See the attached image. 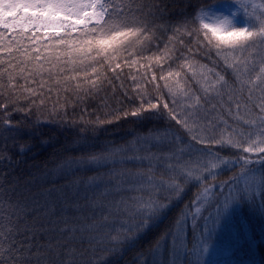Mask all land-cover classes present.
<instances>
[{
    "label": "snow or ice",
    "instance_id": "snow-or-ice-1",
    "mask_svg": "<svg viewBox=\"0 0 264 264\" xmlns=\"http://www.w3.org/2000/svg\"><path fill=\"white\" fill-rule=\"evenodd\" d=\"M165 15V0H0V110L7 113L12 106L31 114L32 108L48 105L50 115H59L67 104L65 93L83 100L97 95L105 80L112 83L105 67L113 73L122 64L149 71L157 67L159 77L155 72L150 77L147 72L132 77L140 103L130 114L151 118L154 113L163 115L162 107L168 119L191 137L181 145L182 137L166 129L137 142L95 151L96 145L85 139L80 145L82 155L65 159L58 169L116 163L117 154L129 149L132 154L120 155L119 163L136 167L110 170L107 180L100 175L88 177L83 204L79 181L72 182L76 191L71 196L61 193L54 199L53 189H47L28 197L16 191L17 181L9 184L7 174L0 173V264H107L110 255L134 246L191 185H199L195 198L157 238L152 251H161L171 237V264L185 260L206 264L207 225L192 249L181 240L189 215L195 219L205 205H215V216L209 213L206 219L218 224L234 205H255L258 193L259 209L264 211V0H213L171 27ZM158 30L172 34L159 55L143 57L148 64H141L137 53L160 39ZM198 57L207 58L212 66ZM177 59L178 67L199 85L200 94L185 87L186 78L181 83V72L165 73L164 64ZM162 88L171 98V108ZM21 101L28 107H15ZM102 106L108 107L106 99ZM80 122L85 124L84 133L87 125L96 131L113 121L99 116L85 121L81 116ZM24 133L10 119L0 120V137L11 136L18 151L29 150L27 143L15 139ZM145 141L168 142L173 147L166 153L140 154ZM191 141L202 147H194ZM214 146L239 154L223 157ZM4 160L11 161V156L0 153V161ZM237 165L239 172L217 181V176ZM225 187L227 194L216 191ZM109 196L115 198L105 199ZM85 208L90 209L88 214ZM69 210L75 215H68Z\"/></svg>",
    "mask_w": 264,
    "mask_h": 264
},
{
    "label": "trees",
    "instance_id": "trees-1",
    "mask_svg": "<svg viewBox=\"0 0 264 264\" xmlns=\"http://www.w3.org/2000/svg\"><path fill=\"white\" fill-rule=\"evenodd\" d=\"M212 2L213 0H165V21L169 22L168 26L171 27L184 17H190L200 4ZM163 22L157 21V23ZM171 34V31L162 32L158 30L157 36L160 39L154 40L145 51L137 53L141 57L140 63L147 65L148 61L144 60L143 57L159 55L160 49L164 47L167 37ZM198 58L201 59L202 63L212 66L207 58ZM179 63L180 60L178 59L168 61L164 64L165 73L168 71L181 72V83H185L184 78H186L185 87H190L193 92L200 94L199 85L192 79L187 70L178 67ZM216 70L222 71V68L217 66ZM104 72L107 73L108 80L112 81L111 84H108L105 80L102 90L97 95L85 96L83 100H76L71 92L65 93L67 104L59 115H50V106L48 105L39 110L32 108L31 114L24 111H15L12 106L7 108V113L0 110V120L10 119L13 125H19L25 129L24 135L15 139L21 144L27 143L30 146L27 151H18L17 147L13 146L11 136L7 140L0 137V153L11 156V161H0V173L7 174L6 179L9 184L14 181L18 182L17 192L31 197L33 194L53 189L51 197L59 199L61 193L71 196L76 191V185L72 182L79 181V199L80 203L83 204L88 177L100 175L104 180H107L110 170L114 169L119 172L123 168L136 167L131 163H119L120 155L132 154L131 149H129L127 153L117 154L116 163L109 162L103 166H89L87 169L75 166L71 170L67 168L58 169L57 165L65 159L82 155L80 145L85 139L88 143L96 145V149H92L95 151L102 146L113 148L130 142H137L138 138L147 137L150 133L164 132L166 129H171L175 134L182 137L181 145L189 143L191 140L190 135L181 129L175 121L169 120L166 111L162 107L159 112L163 115L154 113L151 118H141L130 114L132 110L139 107L140 103L133 91L132 77H139L145 72L148 73L149 77L152 72H155L159 77L161 74L159 68L152 67L149 71L147 67L140 68L139 65L127 67L122 64L121 69H117L115 73L107 67H105ZM117 76L119 79L116 78ZM158 82L161 85L163 84L162 81ZM121 84H123V88L120 87ZM113 87H115V91H113ZM161 91L164 93V99L169 101V107L171 108V98L167 95L166 90L162 88ZM81 96H83V92H81ZM105 99L108 107L102 106ZM153 102H156L155 99H153ZM60 103L64 104L65 101L61 99ZM177 103H181L179 98ZM15 107L24 109L28 105L26 102L21 101ZM125 112H128L129 115L124 116ZM81 116L84 117L85 121H94L99 116L101 120H112L113 122L98 127L96 131L92 130L91 125H87L88 130L82 133L81 128L85 127V124L80 122ZM116 116L121 118L117 120L115 119ZM73 121L76 123L73 124ZM4 135L7 136L8 133L5 132ZM191 143L196 148L202 147L196 141H191ZM172 147L168 142L157 145L155 141L151 143L145 141L143 146L140 147V154L154 151L166 153ZM213 150L220 152L223 157L239 154L233 149H221L219 146H214ZM184 159H188V157L185 156ZM143 167H147V162ZM239 170V165H237L231 171L217 176V181L227 180L229 176L239 172ZM159 172L160 169L158 168L157 175H159ZM198 190L199 185H191L183 198L175 202L156 224L145 231L134 246L125 248L122 254L110 255L107 264H171L172 238L169 237L168 242L163 245L159 252L154 253L152 251L153 245L157 238L173 225L181 209L195 198ZM216 191H223L227 194L228 189L225 187ZM39 198L43 199V197ZM93 198H95L94 195ZM114 198V196H109L105 199ZM260 199L261 195L258 193L255 205L249 203L234 205L221 216L218 224H213L212 220L206 219L209 217V213L213 217L215 216V205L211 207L205 205L201 213L195 216V219L189 215L185 221L181 233L183 244L188 249H192L200 241L201 231L207 225L210 230V238L208 240L209 252L204 256L206 264H264V211L259 209ZM221 200H223V197H221ZM83 211L88 214L90 209L85 208ZM68 215H75V213L69 210ZM192 259L195 261V256ZM184 264H187L186 260Z\"/></svg>",
    "mask_w": 264,
    "mask_h": 264
},
{
    "label": "rangeland",
    "instance_id": "rangeland-1",
    "mask_svg": "<svg viewBox=\"0 0 264 264\" xmlns=\"http://www.w3.org/2000/svg\"><path fill=\"white\" fill-rule=\"evenodd\" d=\"M257 2H259V0H257ZM155 152V151H154Z\"/></svg>",
    "mask_w": 264,
    "mask_h": 264
}]
</instances>
